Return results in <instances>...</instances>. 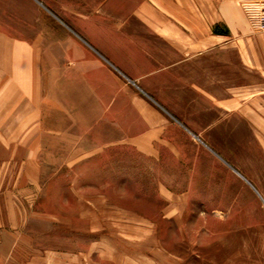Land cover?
Instances as JSON below:
<instances>
[{
  "label": "rangeland",
  "instance_id": "rangeland-1",
  "mask_svg": "<svg viewBox=\"0 0 264 264\" xmlns=\"http://www.w3.org/2000/svg\"><path fill=\"white\" fill-rule=\"evenodd\" d=\"M0 30L35 47L52 106L9 256L0 192V264H264V0H0ZM147 125L168 139L158 160L114 144ZM73 148L111 159L71 170ZM161 185L189 201L167 207Z\"/></svg>",
  "mask_w": 264,
  "mask_h": 264
},
{
  "label": "crops",
  "instance_id": "crops-1",
  "mask_svg": "<svg viewBox=\"0 0 264 264\" xmlns=\"http://www.w3.org/2000/svg\"><path fill=\"white\" fill-rule=\"evenodd\" d=\"M0 43V163L2 167L0 175L2 178L6 175V188L0 186V192H6V230L4 229L1 240L6 243L5 252L6 256H9L11 253L8 248L10 242L21 240V236H23L19 232L21 210L35 208L37 198L42 192L40 177L42 176L43 136L44 133H49L47 128H52V124H48L46 121L52 106L44 103L43 66L40 57L34 54L35 47L32 44L11 40L4 35L2 30H0ZM169 45L180 50V53L185 57L194 53L197 57L203 53V50H207L209 47L213 48L218 44ZM187 58L188 56L185 59ZM260 70L264 72L263 67ZM118 128L120 129V138L114 144H122L125 135L130 140L129 145L133 147V150L136 151V148L137 152L139 151L142 155L146 153L147 158L151 157L150 161L159 159L151 152V147H157L160 144L159 140H168L164 135V127L161 129V127L147 125L144 128L137 127V131H130L126 134L121 126ZM75 134L70 127L65 128V135L74 138ZM70 143L74 146V139ZM100 144L98 145L100 147L106 146V141ZM74 153L75 149L73 148L70 153L72 162L62 163L61 166L71 170L78 168L90 170L93 166L94 170L101 172L106 169L105 164L111 159L107 153L102 155L99 152L93 154L89 152L80 159L73 160L75 159ZM79 161L83 163L76 166ZM99 161L102 164L92 165ZM12 165L15 172H11ZM12 173L14 181H11ZM117 180L114 181V185H121V188L125 187L122 190L127 191L129 184L124 183L126 181H123L122 177ZM100 182H103V187H110L106 180ZM161 186L154 189L153 192L157 194L159 202L163 200L166 202L167 207L182 208L189 201V190H183L177 194L176 191L165 185ZM210 192L212 193L213 190ZM258 194L264 202V191L259 190Z\"/></svg>",
  "mask_w": 264,
  "mask_h": 264
}]
</instances>
